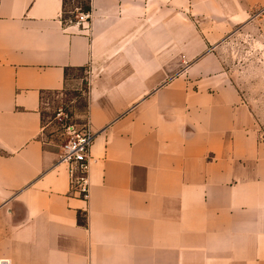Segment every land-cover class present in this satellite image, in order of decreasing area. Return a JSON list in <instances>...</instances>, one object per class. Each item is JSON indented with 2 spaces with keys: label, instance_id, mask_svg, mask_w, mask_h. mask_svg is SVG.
Masks as SVG:
<instances>
[{
  "label": "crops",
  "instance_id": "crops-1",
  "mask_svg": "<svg viewBox=\"0 0 264 264\" xmlns=\"http://www.w3.org/2000/svg\"><path fill=\"white\" fill-rule=\"evenodd\" d=\"M90 1L84 31L62 0H0V258L264 264V142L218 54L264 0ZM83 82L87 200L41 113Z\"/></svg>",
  "mask_w": 264,
  "mask_h": 264
},
{
  "label": "rangeland",
  "instance_id": "rangeland-1",
  "mask_svg": "<svg viewBox=\"0 0 264 264\" xmlns=\"http://www.w3.org/2000/svg\"><path fill=\"white\" fill-rule=\"evenodd\" d=\"M69 0L67 10L76 6ZM229 80L241 92L252 108L257 128L264 142V5L255 8L244 24L225 38L218 49ZM73 74L83 77V70ZM85 82L81 86L66 88L58 94H47L41 102L43 117L42 139L49 149L58 152L68 139V126L80 129L85 123Z\"/></svg>",
  "mask_w": 264,
  "mask_h": 264
},
{
  "label": "built area",
  "instance_id": "built-area-1",
  "mask_svg": "<svg viewBox=\"0 0 264 264\" xmlns=\"http://www.w3.org/2000/svg\"><path fill=\"white\" fill-rule=\"evenodd\" d=\"M88 18L89 13H77L73 24L86 31ZM67 129L69 137L59 146L57 162L66 167L69 194L87 200L89 196L90 148L94 134L86 123L80 129H74L72 125H69ZM0 264H12V262L8 257H1Z\"/></svg>",
  "mask_w": 264,
  "mask_h": 264
},
{
  "label": "trees",
  "instance_id": "trees-1",
  "mask_svg": "<svg viewBox=\"0 0 264 264\" xmlns=\"http://www.w3.org/2000/svg\"><path fill=\"white\" fill-rule=\"evenodd\" d=\"M68 1L69 0H62L61 21L64 25L73 23L77 13H90L91 11L90 0H77L76 6L70 10H67Z\"/></svg>",
  "mask_w": 264,
  "mask_h": 264
}]
</instances>
